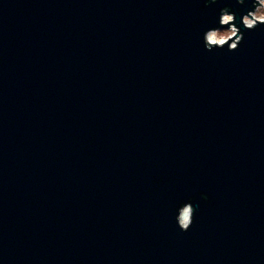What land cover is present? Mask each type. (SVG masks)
<instances>
[{"label":"water","instance_id":"water-1","mask_svg":"<svg viewBox=\"0 0 264 264\" xmlns=\"http://www.w3.org/2000/svg\"><path fill=\"white\" fill-rule=\"evenodd\" d=\"M225 8L244 40L209 52ZM254 10L0 0V264H264Z\"/></svg>","mask_w":264,"mask_h":264},{"label":"clouds","instance_id":"clouds-1","mask_svg":"<svg viewBox=\"0 0 264 264\" xmlns=\"http://www.w3.org/2000/svg\"><path fill=\"white\" fill-rule=\"evenodd\" d=\"M217 2L218 0H211V3ZM237 3L243 5L245 0H237ZM240 22L248 31L264 26V0H255V10L244 15ZM219 25V28L209 29L205 32L203 37L205 49L209 52L225 48L230 52L238 51L240 44L244 40V35L240 28L237 27L236 15L230 13L226 8L222 9ZM194 217L195 209L191 203L179 208L176 216L179 229L183 232H188L194 224Z\"/></svg>","mask_w":264,"mask_h":264}]
</instances>
